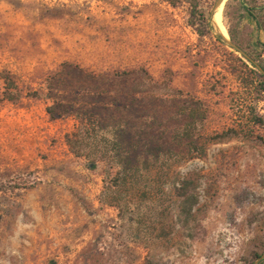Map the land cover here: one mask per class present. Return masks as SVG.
<instances>
[{
	"label": "rangeland",
	"instance_id": "rangeland-1",
	"mask_svg": "<svg viewBox=\"0 0 264 264\" xmlns=\"http://www.w3.org/2000/svg\"><path fill=\"white\" fill-rule=\"evenodd\" d=\"M194 103L198 144L236 132L202 156L176 141ZM53 105L179 162L122 185ZM0 264H264V0H0Z\"/></svg>",
	"mask_w": 264,
	"mask_h": 264
},
{
	"label": "trees",
	"instance_id": "trees-1",
	"mask_svg": "<svg viewBox=\"0 0 264 264\" xmlns=\"http://www.w3.org/2000/svg\"><path fill=\"white\" fill-rule=\"evenodd\" d=\"M205 24V21L203 22ZM238 48L239 45H238ZM241 50V49H240ZM4 83V97L8 101H16L20 98V95L16 91L13 81L8 77H2ZM61 105V104H60ZM59 106V105H58ZM59 111L56 110L55 106L48 107L46 109L50 119L57 117L71 115L77 120V125L74 131L70 134L65 135V142L69 151L75 157H81L86 160L87 168L93 170L96 168L98 163L105 165L107 170H115V179L122 185H126L130 182L140 181L142 178L141 172L143 170H149L152 166L159 167L160 171L170 170L173 164H177L178 161L174 159L161 160L160 157H154L153 161L144 159L142 162H136L135 149L132 147H124V144L116 140L118 131L120 130L117 126L102 127L99 121L90 123L80 117V114L73 107L59 106ZM185 123L177 133L176 141L179 145L184 143L187 147V152L191 154V151H195L199 156L204 155L206 150V143L208 141H214L219 138H226L234 136L235 131L230 133H224L219 137L215 138H202L200 144L195 140L194 133L197 125H203L205 121V109L201 104L194 103L192 106H188L184 111ZM132 184V183H131ZM188 182H181L180 187L175 189L176 196L180 202L187 209L191 210L195 204L196 199L193 195L188 194Z\"/></svg>",
	"mask_w": 264,
	"mask_h": 264
},
{
	"label": "bare ground",
	"instance_id": "bare-ground-1",
	"mask_svg": "<svg viewBox=\"0 0 264 264\" xmlns=\"http://www.w3.org/2000/svg\"><path fill=\"white\" fill-rule=\"evenodd\" d=\"M214 24L217 29H222L221 20L218 17L214 19Z\"/></svg>",
	"mask_w": 264,
	"mask_h": 264
},
{
	"label": "water",
	"instance_id": "water-1",
	"mask_svg": "<svg viewBox=\"0 0 264 264\" xmlns=\"http://www.w3.org/2000/svg\"><path fill=\"white\" fill-rule=\"evenodd\" d=\"M222 2L219 3V5L221 4Z\"/></svg>",
	"mask_w": 264,
	"mask_h": 264
}]
</instances>
